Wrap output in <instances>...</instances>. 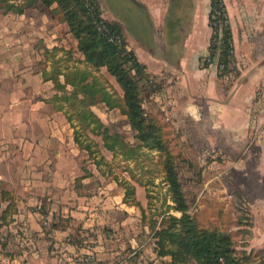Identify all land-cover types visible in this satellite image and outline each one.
I'll use <instances>...</instances> for the list:
<instances>
[{
  "label": "crops",
  "instance_id": "obj_1",
  "mask_svg": "<svg viewBox=\"0 0 264 264\" xmlns=\"http://www.w3.org/2000/svg\"><path fill=\"white\" fill-rule=\"evenodd\" d=\"M224 1L229 16L234 11V41L249 43V56L256 58L248 73L240 65L239 49L227 74L220 75L213 62L203 65L212 35L211 0H96L102 16L120 27L127 49L145 66L142 84L153 90V107L165 110L169 102L172 111L198 113L205 147H231V162L213 157L203 168L202 210L207 212L200 222L232 234L235 241L239 235L237 249L251 254L249 264H256L264 262V51L253 49L252 43L264 42V0ZM57 6L38 2L18 12L0 1V190L9 193L0 197V264H170V256L157 255L155 239L143 222L149 199L138 187L145 184L131 183L140 205L124 201V185L113 200L119 209L114 212L108 211L111 196L100 193L98 198L89 190L97 180L95 172L106 171L104 162L82 164L85 149L75 140L76 120L68 119V106L56 108L60 102L55 96L61 91L51 75L58 70L64 84L67 71L88 68L98 75L94 87L100 89L106 83L104 74L112 82L108 90L122 106L123 89L106 67L98 73L84 60ZM240 25L249 26L242 36L235 32ZM166 28H172L174 37L167 38ZM176 34L183 43L178 53ZM198 36L204 46L191 68ZM67 88L70 94L72 85ZM102 106L107 110L103 116L113 109L122 111L96 99L91 109L108 127L97 111ZM213 202L218 221L212 216ZM230 207L236 213L227 228V219L221 218ZM191 213L196 215L192 207ZM135 218L140 221L137 227L129 225ZM54 221L60 226L49 228Z\"/></svg>",
  "mask_w": 264,
  "mask_h": 264
},
{
  "label": "trees",
  "instance_id": "obj_2",
  "mask_svg": "<svg viewBox=\"0 0 264 264\" xmlns=\"http://www.w3.org/2000/svg\"><path fill=\"white\" fill-rule=\"evenodd\" d=\"M0 1L4 2L7 9L18 12H23L25 6L36 5L38 2L47 7L56 3L58 5L56 10L61 11L64 20L68 23L69 30L77 39L78 49L84 55V60L96 71L106 67L123 89L124 106L121 105L120 99L113 97L114 94L105 87L100 89L94 87L100 79L88 68L67 71L64 74V84L60 82L57 70L51 75L55 86L61 91L55 96V100L60 102L56 108L64 109L65 104L68 103L66 108L68 119L72 121L76 117L78 122L87 128L92 125L94 133L102 134L105 147L115 153V143L118 140L114 142L113 140L118 139V134L114 135L107 126H104V123L92 111L91 105L96 99H100L111 108L119 107L122 113L127 115L130 127L135 131V137L140 141L137 146L130 145L131 147L128 148L132 151L147 148L158 150L164 154L165 181L168 184V195H170L172 203L166 201L167 209L161 219H151L148 223L155 239L157 255L160 257L170 256V264H245V262L249 264L252 255L241 254L232 234L223 232L217 227L202 224L198 217L191 213L192 205L186 186L181 180L177 163L180 152L172 142L170 131L167 130V125L159 117V114L149 112L144 107L145 98L143 95L147 84H142V76L145 66L140 63L132 50L127 49L120 27L106 20L122 38L121 44L118 45L108 41L99 33L92 17L87 13L85 0H24L23 5H18L10 0ZM93 1L96 2V0ZM96 4L100 7L97 2ZM209 22L212 27V35L209 55L206 59L210 58V62L205 61L203 65L208 66L213 62L219 48L217 63L219 74H227L231 70L230 65L234 61L235 52L232 28L224 0H211ZM53 50L55 51V49ZM89 76H93L91 81L88 80ZM67 84L73 87L70 94H68ZM71 108L74 109L72 114H70ZM74 127L76 142L82 149L91 153L90 146L82 143L81 132L76 128L75 123ZM103 161L104 157L96 160V163L100 165ZM131 194H135V186L127 183L125 202H130ZM8 195V191L0 190V197L3 199ZM132 202L140 205L134 197ZM13 205L14 203H11L8 209ZM170 210L180 214L169 213ZM59 226V223L54 221L49 228H58ZM220 258H223L224 262H221ZM256 264H264V262L259 260Z\"/></svg>",
  "mask_w": 264,
  "mask_h": 264
},
{
  "label": "rangeland",
  "instance_id": "obj_3",
  "mask_svg": "<svg viewBox=\"0 0 264 264\" xmlns=\"http://www.w3.org/2000/svg\"><path fill=\"white\" fill-rule=\"evenodd\" d=\"M231 2L230 0H228ZM230 4V3H229ZM232 5V4H230ZM104 9V6H103ZM227 14L232 19L234 11L231 9L230 16L229 11L227 8ZM249 26H239L235 27L236 31L241 36L243 34V29H246ZM232 28V27H231ZM167 38H170V35L174 37V32L172 28H166ZM236 33V34H238ZM248 34V33H247ZM232 35H233V28H232ZM177 41L175 42L176 45V52L178 53L180 47L183 45L181 42V38L179 39L177 34L175 36ZM204 40V39H203ZM201 39V36H198L196 41L194 42L192 54H190V66L193 68L198 61L197 54L203 48L204 43ZM234 40V39H233ZM237 41V40H236ZM234 41V52L240 51V65L243 67L245 73L249 71L248 66L250 63L254 62L253 57L249 56L248 53V45L249 43L244 42V40H238L237 42ZM168 43V41H167ZM174 44V41L172 42ZM68 45L72 46V41H68ZM256 45V47H255ZM239 47V48H238ZM253 49L257 51L262 50L264 51V42H257L252 43ZM175 52V51H174ZM217 56L213 60L214 64L218 62V52L219 48L217 49ZM173 54V53H172ZM253 58V59H252ZM205 61H209L204 56L202 59V63L204 64ZM210 62V61H209ZM231 68V65H230ZM100 71H98L99 73ZM105 78L106 83L103 84L102 87L108 89L107 85L112 83L109 78ZM102 80V78H101ZM104 80V79H103ZM102 80V82H103ZM234 82V81H233ZM232 82H227V85H231ZM222 82L219 81V86L222 88L223 92L226 95V90L224 89ZM234 85V84H233ZM162 87V86H161ZM151 87L146 86L145 92L143 95L144 104L146 109L149 112L155 113V110H158L159 117L166 123L167 130L170 131V138L174 143L178 152H180L179 159L177 160L178 168L181 175V180L183 184L186 186V190L188 192L189 199L192 204V210L196 213L199 220H202L204 216H206L207 210H202V175L204 174L203 168L206 165L207 159L212 160L214 159H221L223 163L231 162L232 153L231 147L227 148V151L224 148H210L205 147L206 143H203L200 138V117L198 113L193 114L191 112L185 113L181 111H172V106H169V102H166L163 106L165 110L162 109L161 106L153 107L151 103L150 96L152 94ZM258 91H262V89H258ZM194 93H192L193 95ZM199 95L195 93L193 97L196 102L199 101ZM192 100V99H190ZM66 103V102H65ZM154 103H156L154 101ZM68 103L65 104L67 107ZM70 114L74 111L73 108L70 109ZM101 115L104 114L107 110L102 106L100 109L97 110ZM106 125L110 128L111 133L114 135L118 134L117 143H115L116 151L115 153L111 150H108L104 147L103 138L101 135L95 133H89V130H92V125L88 128L81 125L78 120L75 118L76 128L81 132V141L84 145L88 144L91 149V153L87 150L82 151V159L81 162L84 165H88L98 160L102 157H105V161H103L105 166V172L103 174L99 171H96L93 178L97 180H93L92 184L89 187L91 192H97V196L99 198V194L103 193L102 195L111 196L112 202L109 203L108 211L114 210L119 211V209L114 208L116 205L113 203L115 200V196L124 190V185L126 186L127 183H132L133 181H139L144 185V188L138 187L142 189L143 196L148 198V205H147V215L144 219V223H149L151 219H161V216L167 209L166 201H168V184L165 181V159L164 154L158 150H149L147 148H140L136 151L130 150L128 148L130 145L137 146L140 141L135 137V131L130 127V124L127 121L126 116H123L119 109H113V111H108L107 115H102ZM96 127V126H94ZM168 133V132H167ZM122 136V137H121ZM131 147V146H130ZM228 152V153H227ZM214 155V156H213ZM209 157V158H208ZM205 176L203 175V178ZM99 186H101L99 188ZM103 190V192H102ZM137 194V192L135 193ZM134 197V194L130 195V200ZM223 201V200H222ZM213 212L215 220L218 221V215L216 214V204L213 202ZM113 211V212H114ZM236 212L230 207L228 212L224 211V216L221 219L225 220L224 224L227 228H231L234 223L233 217ZM119 215V214H118ZM178 215V214H177ZM205 219V218H204ZM206 220V219H205ZM132 221V220H130ZM133 227H137L140 224V221L136 218L133 219V222H130L129 225ZM50 225H48L49 227ZM47 227V225H46ZM236 236V235H235ZM239 236V235H238ZM236 237L237 244L240 243L239 237ZM171 261V260H170Z\"/></svg>",
  "mask_w": 264,
  "mask_h": 264
},
{
  "label": "built area",
  "instance_id": "obj_4",
  "mask_svg": "<svg viewBox=\"0 0 264 264\" xmlns=\"http://www.w3.org/2000/svg\"><path fill=\"white\" fill-rule=\"evenodd\" d=\"M85 6L87 13L90 17H92L99 33L106 37L108 41L117 45L121 44L122 38L120 34L112 26H110L109 22H107L102 16L100 13V7L97 6L96 2L93 0H85ZM208 60L210 61V58ZM44 224H47V221H44ZM87 260H90V258ZM220 260L221 262H224L223 258H220Z\"/></svg>",
  "mask_w": 264,
  "mask_h": 264
}]
</instances>
